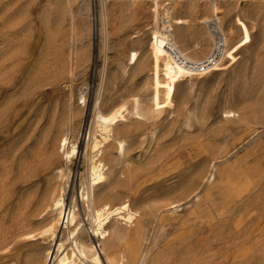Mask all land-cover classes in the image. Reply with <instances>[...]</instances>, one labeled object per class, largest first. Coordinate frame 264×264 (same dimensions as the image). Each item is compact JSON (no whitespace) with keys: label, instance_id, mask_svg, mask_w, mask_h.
Instances as JSON below:
<instances>
[{"label":"rangeland","instance_id":"374dc122","mask_svg":"<svg viewBox=\"0 0 264 264\" xmlns=\"http://www.w3.org/2000/svg\"><path fill=\"white\" fill-rule=\"evenodd\" d=\"M102 1L0 0V173L9 165L12 181H17L20 161L43 143L58 157L62 152L55 139L64 128L70 130L77 150L72 161L64 158L69 174L65 203L67 208L76 203L81 224L93 235L81 180L87 172L85 151L94 108L98 99L109 108L128 100L131 107L130 99L138 98L140 115L128 113L115 134L126 139L119 165L138 170L140 177L124 188L117 166L102 189H111L115 202L130 199L141 212L129 229L148 234V264H232L241 258L237 264H264V0H215L225 34L232 26L236 31L229 57L214 72L171 82L168 94L161 63L148 50L154 25L151 0L135 1L140 8L135 15L118 11L133 1H105L111 18L106 37L100 28ZM160 2L172 6L171 16L188 19L173 25L182 51H201L195 59L204 57L210 45L202 51L203 45L195 49L193 44L202 37L210 41L199 18L212 16L211 1ZM132 51L138 56L135 64L128 62ZM228 109L238 116L225 118ZM114 150L104 147L105 154L117 156ZM217 155L222 159L215 177L207 181ZM46 182L42 175L43 187ZM187 183L197 187L198 198L177 195ZM175 199H181L178 207L156 212V205ZM19 200L0 211L2 237ZM64 222L50 241L54 253L48 264H53L60 242L70 246ZM92 240L99 248L98 238ZM13 246L0 242V264H13L21 248Z\"/></svg>","mask_w":264,"mask_h":264},{"label":"bare ground","instance_id":"6f19581e","mask_svg":"<svg viewBox=\"0 0 264 264\" xmlns=\"http://www.w3.org/2000/svg\"><path fill=\"white\" fill-rule=\"evenodd\" d=\"M105 1L107 0H104V2L102 1L100 28L103 30L104 36L106 37L110 17L109 11H107L108 9L105 6ZM130 1H133V3L131 2L132 4L128 6H124L125 4H123L122 7H118V11L121 15H135L140 10L134 2L141 0ZM160 1L161 0H151L150 12L154 25L149 35L148 50L150 56L161 63L160 76L166 82L165 90L168 94L171 82H176L178 79H192L199 75L214 72L217 69L208 73L196 74L188 71L173 59L166 47L168 43H173L182 51L179 47L180 43L176 41L173 35V25L180 26L186 24L188 19L171 16L172 6H163ZM209 1H211V5L209 6L211 12L218 14L219 6L217 2L215 0ZM199 20L201 23H206L209 17L204 15V17L199 18ZM235 34L236 31L233 26L226 30V41L229 48L224 57L225 60L228 59L232 50L231 43L233 37H236ZM201 45H203L205 49H208L210 41L208 43L206 38L202 37L201 40L193 44V47L197 49L201 47ZM182 52L188 57L184 51ZM189 56L188 58L197 60L194 54ZM137 59V52L132 51L128 57V62L129 64H135ZM128 101L106 108L102 105L101 100L98 99L94 108L92 125L85 151L87 172L85 178L81 180V199L85 214L90 221L93 235L88 234L84 225L81 224L82 220L80 219V214L75 208L76 203L70 205L69 208H67L65 203V184L69 174L66 170L67 163L64 158L72 161L77 150L73 134L72 138L71 135H69L70 132L68 133L70 130L64 128L60 135L57 134L58 137L55 139L57 150L60 152L61 148L62 152L58 157H56L58 153L48 152L46 143H43L39 151H36L32 155L31 153L30 155L28 154L30 157L24 156L18 164L19 172L17 181H12L11 166H4V172L0 173V211L8 207L13 199L20 198V202H16L18 204H16L17 207L12 215L9 228L5 231L3 237L0 235L3 238L0 242L4 247L12 243L14 244L12 250L21 247L14 256L13 264H48V259H51L54 253L50 241L56 235L58 224L61 222V219H65L64 223L67 229V240L71 242L68 248L63 242L58 244L53 264H105L104 260L107 264H148L149 251L145 249L148 234L142 232L138 227L134 228V230L129 229L133 225L135 226L137 221H139L141 212L138 208L132 206L130 199L121 198L118 202H115L111 189H102L103 182L107 180L108 174L115 171L114 167L118 166L116 169L117 172L124 175L123 178L118 177V182L122 183L121 185L127 189L132 185L133 180L136 179L139 174V172H137L138 170L132 172L130 168L119 165L122 163V157L126 152V139L116 136L115 127L121 120H124L128 113L140 115L139 99H130L131 107L128 106ZM148 111L151 113L152 109L149 108ZM235 115L238 116L235 111L228 109L224 111L223 116L229 119ZM129 118L130 116L128 119ZM136 118L138 117L136 116ZM75 127H78V125ZM96 133H99V136ZM113 141L116 142L114 143ZM107 144L115 149L114 151H117V156L112 152L109 154L104 153V147H106ZM30 151L32 152V150ZM5 155L7 156L6 152ZM21 156L19 158H22ZM221 159L222 156L219 155L213 157L209 173L206 176L207 181L215 177L217 169L216 163L221 161ZM155 161L157 162V160ZM107 164H110L111 169H105ZM179 165V162L175 163L174 168L179 167ZM1 168L2 166H0V169ZM42 175L47 178L44 187L41 183ZM18 181H21L19 185H17V187L14 186ZM196 188L197 187L188 185L186 188L178 191L177 195L188 199L194 196L198 198L199 195L195 192ZM15 190H17V193ZM180 200L181 199L163 201L156 205L155 210L159 214H162L166 210L178 207ZM116 216L118 217L116 218ZM112 219H116L115 222L112 221ZM122 220L123 223H121ZM162 233L163 232H161V234ZM92 236L98 238L99 248L94 244ZM150 249L152 248L150 247ZM185 251L188 252V249ZM22 257H24V261H22ZM176 257L178 256L176 255ZM239 261H243V258L234 259L232 264H237ZM190 263L188 262V264Z\"/></svg>","mask_w":264,"mask_h":264},{"label":"built area","instance_id":"2783aa9c","mask_svg":"<svg viewBox=\"0 0 264 264\" xmlns=\"http://www.w3.org/2000/svg\"><path fill=\"white\" fill-rule=\"evenodd\" d=\"M206 28L210 37V50L200 59L192 60L188 58L173 43L166 45L173 59L192 73H208L221 67L229 48L226 41V34L218 18V14L212 13V16L206 22Z\"/></svg>","mask_w":264,"mask_h":264},{"label":"crops","instance_id":"0c3cea01","mask_svg":"<svg viewBox=\"0 0 264 264\" xmlns=\"http://www.w3.org/2000/svg\"><path fill=\"white\" fill-rule=\"evenodd\" d=\"M183 46H187V45L183 44ZM204 50H205V48L202 49V51H204ZM192 51H193L192 49H191V50H188V51H187V54H188V53L194 54V55L196 56V58H197V57H201V51H198V52H195V53H193ZM185 53H186V52H185ZM188 57H190V56L188 55Z\"/></svg>","mask_w":264,"mask_h":264}]
</instances>
